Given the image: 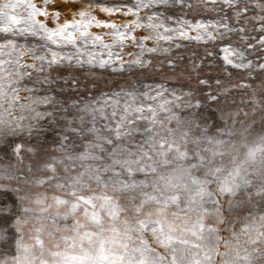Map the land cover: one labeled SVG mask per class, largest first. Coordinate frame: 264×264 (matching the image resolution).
<instances>
[{
	"label": "snow or ice",
	"instance_id": "snow-or-ice-1",
	"mask_svg": "<svg viewBox=\"0 0 264 264\" xmlns=\"http://www.w3.org/2000/svg\"><path fill=\"white\" fill-rule=\"evenodd\" d=\"M51 2L0 0V264H264V0Z\"/></svg>",
	"mask_w": 264,
	"mask_h": 264
},
{
	"label": "rangeland",
	"instance_id": "rangeland-1",
	"mask_svg": "<svg viewBox=\"0 0 264 264\" xmlns=\"http://www.w3.org/2000/svg\"><path fill=\"white\" fill-rule=\"evenodd\" d=\"M115 2V0H114ZM55 6H59V11L61 13L62 16H64L65 18H69V13L73 7V5L71 3H68L67 6H62L61 5V0H52L51 4L49 5V11H52L53 7ZM101 18H103V14H101ZM125 19V17L123 16H119L118 18V22H121ZM93 31H95V29H93ZM137 35H139V32L137 33ZM127 50H131V49H126ZM191 50H197L199 52H202L203 49L202 48H198L197 45L193 42L188 44L187 50L185 52V54H188V52H190ZM125 59H128L127 56L124 57ZM107 74H105L106 76Z\"/></svg>",
	"mask_w": 264,
	"mask_h": 264
},
{
	"label": "trees",
	"instance_id": "trees-1",
	"mask_svg": "<svg viewBox=\"0 0 264 264\" xmlns=\"http://www.w3.org/2000/svg\"><path fill=\"white\" fill-rule=\"evenodd\" d=\"M193 2H195V0H193Z\"/></svg>",
	"mask_w": 264,
	"mask_h": 264
}]
</instances>
